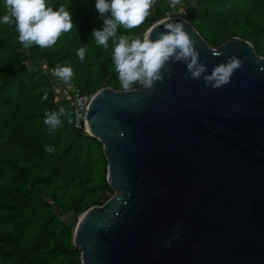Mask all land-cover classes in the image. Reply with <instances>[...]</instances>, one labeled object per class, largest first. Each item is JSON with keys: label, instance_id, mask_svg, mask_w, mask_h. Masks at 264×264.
Returning a JSON list of instances; mask_svg holds the SVG:
<instances>
[{"label": "water", "instance_id": "95a60500", "mask_svg": "<svg viewBox=\"0 0 264 264\" xmlns=\"http://www.w3.org/2000/svg\"><path fill=\"white\" fill-rule=\"evenodd\" d=\"M185 21L206 74L230 56L243 66L218 89L174 62L152 91H95L85 123L114 194L78 216L81 264H264V58L238 36L210 46Z\"/></svg>", "mask_w": 264, "mask_h": 264}, {"label": "trees", "instance_id": "16d2710c", "mask_svg": "<svg viewBox=\"0 0 264 264\" xmlns=\"http://www.w3.org/2000/svg\"><path fill=\"white\" fill-rule=\"evenodd\" d=\"M68 4L75 29L41 49L25 48L15 25L0 23V264H81L73 243L78 216L114 194L106 178L103 144L73 125V104L53 75L71 66V85L85 93L109 86L122 89L112 61L114 45L97 46L91 32L102 28L95 0H46L56 10ZM185 8L188 20L210 46L232 36L248 40L264 58V0H157L139 27L118 26L117 35L143 38L167 12ZM0 0V17L5 14ZM87 45L85 59L77 56ZM52 69V71H50ZM134 87H142L136 84ZM47 90V100H42ZM64 107L63 126L49 134L45 112ZM45 145L54 147L48 153Z\"/></svg>", "mask_w": 264, "mask_h": 264}, {"label": "clouds", "instance_id": "9594fccd", "mask_svg": "<svg viewBox=\"0 0 264 264\" xmlns=\"http://www.w3.org/2000/svg\"><path fill=\"white\" fill-rule=\"evenodd\" d=\"M156 3L157 0H95V9L103 19V26L94 28L91 38L97 46H103L105 51L109 49V40L112 41V61L123 91L131 92L137 82L143 89L152 91L156 82L164 79V72L169 71V64L174 62L186 65V80L203 79L205 86L213 89L230 83L244 61L230 56L206 74L207 66L200 60L196 41L185 30L187 21L183 19L174 21L168 16L160 21L164 31L155 39H151L148 34L143 38L117 35L118 26L132 29L143 24ZM169 3L175 7L181 4V0H169ZM4 7L6 12L0 17V23L15 25L18 40L25 48L33 44L41 49L48 48L56 43L62 33L75 29L68 4H61L53 10V7L46 6V0H4ZM87 51V45L78 49L77 56L81 61L85 59ZM53 75L70 85L74 73L71 66L57 65L53 69ZM47 98L45 90L42 100ZM65 116L71 123V113L64 107H60L58 111L45 112L44 124L48 126L49 134H54L63 126L61 117ZM45 151L52 153L55 149L45 145Z\"/></svg>", "mask_w": 264, "mask_h": 264}, {"label": "built area", "instance_id": "2783aa9c", "mask_svg": "<svg viewBox=\"0 0 264 264\" xmlns=\"http://www.w3.org/2000/svg\"><path fill=\"white\" fill-rule=\"evenodd\" d=\"M152 10V9H151ZM171 16L172 18H181L187 20L188 11L185 8L174 9L170 12H167L163 18L158 19L162 20L166 17ZM146 33V32H145ZM144 33V35H145ZM52 71V69L50 70ZM139 84V83H138ZM60 88L62 89V93L65 95H69L72 99L73 104V125L76 129H79L88 134L89 131L87 129L85 119L87 113V107L92 99L94 93H85L82 92L79 88L74 87L73 85H69L66 83H61Z\"/></svg>", "mask_w": 264, "mask_h": 264}]
</instances>
